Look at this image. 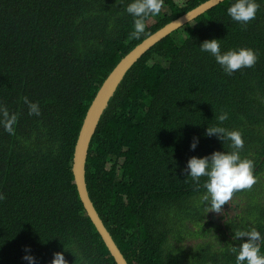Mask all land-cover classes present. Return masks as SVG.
<instances>
[{"label":"trees","instance_id":"1","mask_svg":"<svg viewBox=\"0 0 264 264\" xmlns=\"http://www.w3.org/2000/svg\"><path fill=\"white\" fill-rule=\"evenodd\" d=\"M206 1L164 0L136 38L131 0H0V107L17 115L14 134L0 123V264H27L26 246L37 264H50L57 251L68 264H116L74 179L84 118L126 54ZM232 2L151 48L92 140L90 196L129 264H235L231 248L247 237L234 234L255 228L264 235V0L246 25L227 15ZM213 38L222 39V51L252 48L256 64L227 75L199 49ZM25 97L39 116L29 115ZM222 111L228 119L219 126L242 132L240 156L253 161L256 181L222 206L225 223L206 212V178L197 183L185 172L192 156L232 151L229 141L205 135Z\"/></svg>","mask_w":264,"mask_h":264},{"label":"clouds","instance_id":"2","mask_svg":"<svg viewBox=\"0 0 264 264\" xmlns=\"http://www.w3.org/2000/svg\"><path fill=\"white\" fill-rule=\"evenodd\" d=\"M164 0H131L126 7V12L133 17V33L136 38L145 32L146 20L150 16L159 15ZM260 4L257 0H233L227 7V15L235 22L248 24L256 18ZM222 39L205 40L199 45L202 53H208L215 58L217 64L223 71L231 76L242 68H251L257 62V53L252 48L239 47L222 51L220 41ZM28 104L29 115H40V108L37 103ZM216 119L218 125L207 127L206 136H216L220 141H229L232 151H214L203 157L192 156L186 165V176L197 183L200 178L205 177L203 188L206 190L202 196L206 212L220 213L222 206L232 200L234 191L251 188L256 182L253 175L254 163L251 159L241 158L240 150L244 147L243 134L239 130H228L222 126L228 119L227 112H221ZM0 123L9 134H14L17 115L10 113L6 107H0ZM199 143L198 138H193L190 149L195 151ZM2 198V197H0ZM247 237V240L239 242L238 246L231 248L235 255V264H264V235L255 228L249 231H238L233 239ZM30 247H25V255L22 257L27 264H37L36 257L30 254ZM50 264H68L62 251L53 253Z\"/></svg>","mask_w":264,"mask_h":264},{"label":"water","instance_id":"3","mask_svg":"<svg viewBox=\"0 0 264 264\" xmlns=\"http://www.w3.org/2000/svg\"><path fill=\"white\" fill-rule=\"evenodd\" d=\"M224 1L226 0H208L204 2L166 24L138 44L111 71L95 95L86 113L75 147L73 174L81 203L116 264H129V262L105 225L90 196L87 183V162L92 140L102 117L108 109L111 99L118 91L121 83L132 67L156 44ZM193 243L189 242L188 245Z\"/></svg>","mask_w":264,"mask_h":264},{"label":"flooded vegetation","instance_id":"4","mask_svg":"<svg viewBox=\"0 0 264 264\" xmlns=\"http://www.w3.org/2000/svg\"><path fill=\"white\" fill-rule=\"evenodd\" d=\"M230 205V204H229ZM209 214V213H208ZM218 217H222V221L224 223L228 220V216L226 215V209H224L221 213H218ZM216 217V216H215ZM224 217V218H223ZM210 219V218H209Z\"/></svg>","mask_w":264,"mask_h":264}]
</instances>
